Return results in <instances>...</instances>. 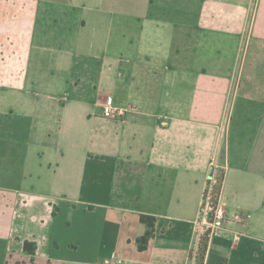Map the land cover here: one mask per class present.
Wrapping results in <instances>:
<instances>
[{"label":"crops","instance_id":"obj_1","mask_svg":"<svg viewBox=\"0 0 264 264\" xmlns=\"http://www.w3.org/2000/svg\"><path fill=\"white\" fill-rule=\"evenodd\" d=\"M0 144V264H196L216 166L203 264H264V0H0Z\"/></svg>","mask_w":264,"mask_h":264},{"label":"built area","instance_id":"obj_2","mask_svg":"<svg viewBox=\"0 0 264 264\" xmlns=\"http://www.w3.org/2000/svg\"><path fill=\"white\" fill-rule=\"evenodd\" d=\"M126 110L118 108L109 98L103 106V116L111 120H119L124 118ZM226 167H215L212 175L208 178L205 190L202 196V204L200 209V217L194 223V230L198 236L195 247L201 245L203 240L208 243L220 237L226 230L228 216L225 206L222 202V191ZM235 221L243 222L241 215L235 216Z\"/></svg>","mask_w":264,"mask_h":264},{"label":"trees","instance_id":"obj_3","mask_svg":"<svg viewBox=\"0 0 264 264\" xmlns=\"http://www.w3.org/2000/svg\"><path fill=\"white\" fill-rule=\"evenodd\" d=\"M141 222L147 226L146 233L141 238L138 239L139 249L141 251H144L147 249L148 243L155 235L157 219L152 216L142 215ZM207 248H208V241L204 239L202 242V246L200 247V252H199L200 253V256H199L200 264L204 263L205 256L207 253ZM25 250L28 254L34 257L35 255V245L34 244H29L26 242Z\"/></svg>","mask_w":264,"mask_h":264},{"label":"rangeland","instance_id":"obj_4","mask_svg":"<svg viewBox=\"0 0 264 264\" xmlns=\"http://www.w3.org/2000/svg\"><path fill=\"white\" fill-rule=\"evenodd\" d=\"M14 155V167H16L20 161V158H21V148H17V147H13V150L11 149L10 146H6V145H1L0 144V166H1V163H2V159L1 158H4L5 160L9 158V156H12ZM16 155L18 157V159H16ZM7 166V164H6ZM13 167V168H14ZM9 169H12V166H9ZM13 179L14 177H7L6 176V179ZM2 177H0V181H1ZM202 246V243L201 245L198 247L197 251L195 252L196 254V257L194 258L195 259V263L196 264H200V247Z\"/></svg>","mask_w":264,"mask_h":264},{"label":"water","instance_id":"obj_5","mask_svg":"<svg viewBox=\"0 0 264 264\" xmlns=\"http://www.w3.org/2000/svg\"><path fill=\"white\" fill-rule=\"evenodd\" d=\"M212 173H213V170L211 171V175H212Z\"/></svg>","mask_w":264,"mask_h":264}]
</instances>
